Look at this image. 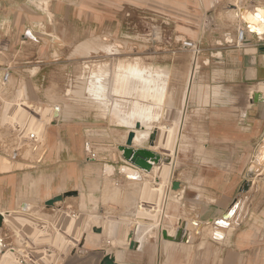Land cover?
<instances>
[{
    "label": "crops",
    "instance_id": "crops-1",
    "mask_svg": "<svg viewBox=\"0 0 264 264\" xmlns=\"http://www.w3.org/2000/svg\"><path fill=\"white\" fill-rule=\"evenodd\" d=\"M33 1L35 4L32 3ZM44 1L49 3L47 9L52 13V17L44 11L41 5ZM57 2H64L66 8L70 7L69 0H0V81L2 82H0V157L5 154L2 147L4 101L15 103L20 98L35 105L61 106L58 100L61 97L62 78L66 80L67 70H13L14 58L3 62L5 58L8 59L10 53L14 52L11 43L15 41L19 27L24 26L28 31L27 37L29 33H33L37 41L29 38L31 41L41 43V38H38L35 30L31 29V24L28 23L27 7L30 4L36 5L49 22L65 21L68 15H61L55 10ZM121 3L123 1L117 0L115 9L121 6ZM128 3L131 11L127 13L124 23L125 37L131 39L137 27H140V33L149 30L148 16H152L156 24L160 23V33L165 38L164 45L169 48L176 45V49L179 50L177 43L181 39L183 43L193 42L198 49L197 55L195 50L191 49V70L187 69L188 61L185 58L178 61L177 65L164 66L166 61L163 54H169L168 57L173 56L175 47L171 49L167 47L166 51H162V69L156 70L167 74L165 97L161 105L162 119L174 123L182 116L188 118V125L184 130L188 139L187 148L183 151L177 150L169 173L172 176L168 175L165 183L167 203L172 205L173 210L165 215L161 223L167 222L168 227H165L167 231H169L167 228L173 225L174 233L184 221L197 220L204 224L202 229L205 231L201 229V234H205L198 235L195 243L175 244L191 246V264H264V164L257 165L264 144V36L260 38L256 34L248 33L249 30L244 22L237 17L240 10L251 12L256 8L264 10V0H172L168 3L170 4L168 8L172 11L191 12V27H188L186 32H177L176 22L169 16L157 12L149 15L147 10L141 8L147 7L146 0H138V4L131 1ZM97 17L99 18L93 14L91 19L93 24L96 23L98 26ZM93 24L91 30L94 28ZM41 26L43 27L40 33L43 36L57 39L63 44L67 42L60 34L48 33L46 27L44 28L43 24ZM76 28L74 43L78 44L84 41L82 18L76 24ZM243 28L246 32L244 40L240 42L238 34ZM143 35L147 37L148 34ZM13 56L14 54H11V57ZM246 56L252 57L251 62L254 65L250 68L246 67ZM200 60H203L202 65ZM192 70H198L194 86L189 83V74ZM171 75L178 77L176 81ZM5 76H8L7 80ZM10 77H13V80L8 83ZM4 81L8 83L6 88L3 87ZM256 94L262 95L261 101H255ZM61 115L56 121L52 118V124L47 129L45 154L37 166L0 174V214H9L21 208L22 204L33 205L36 201L42 200L45 202L66 192L51 196L55 185L50 177L52 173L62 171L65 165L64 155L69 154L67 149L69 144L66 139L72 137L71 132H64L65 126ZM83 130V123L75 128L76 134L83 133ZM75 138L78 136L76 135ZM37 144L34 147H40V144ZM16 152L17 149L15 154ZM51 159H56L57 162L49 163ZM12 161L19 163L13 159ZM122 164L129 166L124 162ZM255 165L257 169L250 175ZM64 177H67V173ZM33 181L41 182L40 189L43 195L39 200L31 195ZM130 181L132 180L125 177L126 183L134 182ZM173 182H179L181 190L173 191L171 189ZM48 183L51 189L49 195H46ZM245 184H249L247 193L242 191ZM78 198L80 199V194ZM236 201L240 207L246 201L244 204L246 209L242 212L240 209L237 210L234 220L238 216L239 220L224 231L226 238L221 242L215 241L212 238V231L216 228L215 222L223 219L224 214L230 211ZM22 214L26 215L24 212ZM169 215L173 216L171 223L168 221ZM192 233L196 234L193 231ZM4 234V230L0 228V237H4ZM59 235L67 234L60 229ZM65 240L60 239L59 248L49 252L46 260L48 262L45 264H100L104 256L110 254L104 249L95 247L97 240L88 245L86 237L82 247L83 254L76 252L73 255L74 248L68 254ZM5 241L8 243L6 239ZM35 250L36 244L33 238L28 237L24 243H20L10 236L9 243L5 246L6 252L0 256V264H3V261L4 264H15L17 261L20 264L27 262L35 264L36 257L32 253Z\"/></svg>",
    "mask_w": 264,
    "mask_h": 264
},
{
    "label": "rangeland",
    "instance_id": "rangeland-1",
    "mask_svg": "<svg viewBox=\"0 0 264 264\" xmlns=\"http://www.w3.org/2000/svg\"><path fill=\"white\" fill-rule=\"evenodd\" d=\"M116 1L117 0H69V8L65 7L64 2H57L55 10L61 15L67 14L68 18H66L65 21L58 20L53 23L49 22L46 15L43 14L36 5L30 4V6L27 7L29 11L27 20L28 23L31 24V29L35 30L38 38H41V43L38 44L31 41L27 37L28 31L25 30L24 26H21L19 27L15 41L11 43L14 52L8 55V59L5 58L3 60V62H6L11 61L9 60L10 58H14L12 60L15 61L12 64L13 70H67L66 80L62 78L61 97L58 101L62 110L61 119L65 126L64 132H71L72 137L66 139L67 144H69V147H67L69 154L64 155L63 162L65 165L62 171L60 173L56 172L57 174L52 173L50 177L52 183L55 185L51 196L58 195L63 191L70 192L76 190L80 194V199L78 200L79 204L76 200V205H73L71 201L74 199L68 198L67 202L69 204L48 208L45 206L44 200L36 201L33 205L28 204L32 208L30 211L31 216L25 215L27 217H24L22 214L23 211L21 208H18L10 216L12 218L5 224L4 228H2L5 233V237L2 236V239L5 243V239L9 243L10 236L17 239L20 243H24L28 237L33 238L36 244V250L32 252L36 257L35 264L47 263V255L51 250L59 248L60 239H66L67 253L69 254L72 248L75 250L80 249V244L85 237L88 245H91L94 240L96 241L97 233L93 232L94 226L103 227L106 222L112 223L116 221L123 224V231H128L129 228V231L134 230L133 232H136L141 226L152 224L143 218L140 219L139 213H142L141 211L146 210L147 213L145 214L151 219L156 217V211L158 210H160V215L163 214L166 200L163 194L164 190L166 191L167 188L165 187V180H167V178L164 179L162 177L156 180L151 178L149 180V184L154 185L152 188L153 191L160 189L158 199L157 196H154V198H152L153 200H151L148 199V197H150L149 195L148 197L144 196V198H140L142 196L138 188L140 184H126L125 176L117 171L119 167L123 165L118 146L122 144L120 140H124L127 129L130 130V125L126 122H119L120 118L115 111L111 110L110 102L108 106L105 104L92 106L86 98H78L67 93L69 89L76 90L77 92L83 90L84 96L89 97L92 91H96L95 85L101 83L103 79H109L110 81L112 78L123 79L125 77L129 83H132L133 79L138 76V70H146L143 68V65L155 69L156 67L160 70L162 69V51H166V48H169V46L164 45L165 38L163 35L161 39L159 38L160 36L158 33H160L161 30L160 23L156 24L154 22L155 18L148 16V23L150 26H148L147 29L149 30L145 32L143 30V32L140 33V27H137V31L135 30L136 32L131 35L132 38L129 39L125 37L124 24L127 13L131 11L128 7V2L131 1L134 4H138V0H120L123 1V3H121L122 5L115 9ZM146 1L147 7L141 8L147 10L148 12H146L149 13V15H154L157 12L158 14H163L172 18L176 22L175 28L177 32H186V29L191 27V12L172 11L168 8L170 5L168 3L172 0ZM46 2L47 1L41 2V5L44 11L52 17V13L47 9L49 3ZM93 14L99 16V18L97 17L99 19L98 26L96 23L93 24L91 19ZM81 18L84 23V41L77 44L74 43L77 33L76 24ZM41 24L44 25V28L46 27V32H51L54 35L60 34L68 43L65 42L63 44L57 39L43 36L40 33L43 27ZM92 24L94 25L93 30L90 28ZM163 31L165 32V29H163ZM166 32H168V30H166ZM144 33L148 34L147 37L143 35ZM170 33L172 34L171 31ZM179 40L180 42H178L177 45L180 49L182 48V50L179 48V50H177L176 45H173L172 47L170 46L176 49L173 56L171 55L168 57L169 54H163L164 60L166 61L164 63L165 67H171L172 64L177 65V62L182 61L183 58L188 61L187 65L190 67L191 50L189 49L185 52L187 49L183 48V40ZM88 46L93 47L91 52H87L84 49V47ZM98 46L102 47L100 48ZM107 51L111 53H107ZM11 54H14V56L11 57ZM157 61L160 64L157 63ZM200 61L202 65L203 60ZM190 69L191 68L188 70ZM166 70L168 69L166 68ZM83 76L85 77L83 78ZM12 80L13 77H10L8 83ZM8 83L4 81L3 87L6 88ZM85 101H87V103ZM52 106L54 105H35L28 100L20 98L15 103L4 102L2 109L4 135L2 147L5 154L2 157L10 159L12 164L28 165L30 163L31 166L38 165L39 159L42 157L43 152H45L43 149L46 148L47 135L45 134L42 143H38L43 145L41 148L34 147V145L37 144L39 136L36 127L39 126L41 129H48L51 126L52 123L50 121L53 117L49 111ZM158 116L157 120H155V125H174V123L166 122L162 119V112ZM81 123H83L84 126L83 133L76 134L75 128L81 125ZM31 134H37L36 142L30 138ZM76 135L78 138H75ZM118 142H120V144ZM143 147L151 148L149 140ZM39 148L40 151L38 150ZM16 149L17 152L15 154ZM154 149L159 151L158 153H170V151L163 147H155ZM92 153L95 154V158H92ZM2 157H0V159ZM12 159L19 163H15ZM53 162H57V160L51 159L49 161V163ZM113 164L116 167V172L113 176H110L111 179L104 174V166ZM3 168L4 167L0 164V171L3 172L18 169L13 167L11 169ZM113 170L114 169L109 168L108 173H113ZM122 172L130 175L136 173L134 169L129 167ZM65 173H67V177H64ZM64 178L67 180H63ZM105 179L107 181H105ZM108 180L111 182V186L118 183L124 189L123 193L118 196L117 201L106 200L103 197L104 191L106 190L103 185H106ZM46 195L49 194L47 193ZM155 199L158 201H155ZM80 204L83 208L80 207ZM64 206H66V208ZM68 210L70 211L68 212ZM80 214H82V216H80ZM13 216H15V218ZM21 216L24 218H21ZM91 216H93V219ZM17 217H19V219ZM85 219L87 220L85 221ZM89 223L90 225L87 226ZM166 224L167 222L165 221L164 224L160 222V225L153 226L155 228H153L151 240L144 245L142 250H130L129 246L127 248L122 247L123 249L121 248L120 250L123 251L126 256L124 263L141 262L143 264H159L158 255L156 253V250L159 248L160 264H191V246L170 245L163 240L161 234V228L163 226L161 225ZM131 225L132 227H130ZM170 227L171 228H167L169 231L173 229V225H170ZM60 229L66 232L67 235H59ZM138 235L144 240L145 235L141 233H138ZM104 238L107 239L104 235V237L102 236L100 238L99 242L96 241L95 247L104 249L106 252L112 251L110 245ZM15 264L20 263L17 261ZM26 264L33 263L27 262Z\"/></svg>",
    "mask_w": 264,
    "mask_h": 264
},
{
    "label": "bare ground",
    "instance_id": "bare-ground-1",
    "mask_svg": "<svg viewBox=\"0 0 264 264\" xmlns=\"http://www.w3.org/2000/svg\"><path fill=\"white\" fill-rule=\"evenodd\" d=\"M33 4H35V1L32 2ZM254 13V11H253ZM246 20L256 26L254 28V31H258V32H262V30L264 29V11H261L260 14L258 16H248L245 15ZM231 20V19H230ZM244 29V28H243ZM250 33V32H248ZM28 38H30L31 40H36L34 38L33 33H29L28 34ZM35 42V41H34ZM98 47H102V46H98ZM97 48V47H96ZM110 48V47H109ZM112 48V47H111ZM84 49L87 52H91L93 47L88 46V47H84ZM99 49V48H98ZM106 49V48H105ZM110 51H107V53H109ZM111 53V52H110ZM199 63V62H198ZM204 64V63H203ZM190 65V64H189ZM193 67V65H192ZM143 68H145L146 70H138V76H136L132 83H129V81L124 77L123 79H115L112 78V80L109 81V79H103V81L96 86V91H92L89 97H85L83 90H81L80 92H77L76 90H68L67 93L69 95H74L75 97L78 98H86L87 101L92 105V106H98V105H109V102L111 103V110L115 111L117 113V116L120 118L119 122L121 123H128V125H130V130L132 131L134 130L136 132V138L134 141V146L135 147H143V145L152 137L153 134V130L158 129V138L157 141L155 143L154 147H151L150 149L155 151V152H159L156 149H154L155 147L157 148H166L168 151H170L169 154H164L161 153L162 156V161L158 164L155 165L153 168V171L151 174H147L145 172L142 171H138L135 170L136 172H139L141 174L142 179L140 181H136V180H132L137 184H140L138 186V188L140 189L141 192V197L140 198H144V196L148 195L150 197H148V199L153 200L152 198H154V196H157L158 199V195H159V191L160 189H156V191H153L152 188L154 187L153 184H149V178L150 177H154V179H158V178H164L166 179L170 173V169L173 165V159L174 156L177 152V150L183 151L187 145V135L186 133H184L185 128L188 125V118L187 116L185 117H180L178 122H174V125H155V120H157V117H159L158 115L161 114L162 112V108L161 105L163 104V100L165 97V88L167 86L166 84V75L165 73H163L162 71H156V70H160V69H155L153 67L147 66V65H143ZM191 68L187 67V69ZM195 68V67H194ZM149 69V70H147ZM197 69V68H196ZM191 70V69H190ZM169 71V70H168ZM179 71H184V70H179ZM234 72V71H233ZM171 73V72H170ZM183 74V72H181ZM188 73V72H185ZM174 74V73H173ZM198 70H192L190 71L189 74V83H191V85L194 86V83L196 81V77L198 76ZM186 75V74H184ZM172 76V75H171ZM175 76V74H174ZM200 76V75H199ZM173 77V76H172ZM171 77V78H172ZM182 77V76H180ZM176 81V78L178 77H173ZM168 79V78H167ZM188 80V79H186ZM1 82V81H0ZM178 82V81H177ZM2 83V82H1ZM12 85V84H11ZM185 85V83H184ZM186 86V85H185ZM167 90V89H166ZM174 90V89H173ZM189 91V90H187ZM195 91V90H194ZM185 92V91H184ZM1 94V93H0ZM185 95V94H184ZM51 96V95H50ZM54 96V95H53ZM193 96V95H192ZM196 96V95H195ZM197 97V96H196ZM51 98V97H50ZM187 98V97H186ZM185 98V103L186 99ZM193 98V97H192ZM87 101H85L87 103ZM3 102V101H2ZM5 102V101H4ZM171 103V102H170ZM55 104V103H54ZM52 105V104H51ZM169 105V104H168ZM48 106V105H47ZM56 107L57 106H52L50 108L51 112V116L54 118V114L56 112ZM59 107L60 113H59V117L61 115V107ZM183 107V106H182ZM189 108V107H188ZM190 109V108H189ZM65 110V109H64ZM71 110V109H70ZM73 110V109H72ZM174 110V109H173ZM184 110V109H183ZM182 110V111H183ZM189 111V110H188ZM64 112V111H63ZM18 113V112H17ZM67 113V112H66ZM163 113V112H162ZM70 114V113H69ZM67 115V114H66ZM181 115V114H180ZM183 115V114H182ZM72 116V115H71ZM67 117V116H66ZM73 117V116H72ZM75 117V115H74ZM52 121V119H51ZM50 121V122H51ZM137 123H140L141 126H143L142 130H136L135 127L137 125ZM1 124V123H0ZM1 126V125H0ZM48 126V125H47ZM46 126V127H47ZM36 131L38 136V140L37 143H42V141L45 138V134L47 135V129H41L38 127H36ZM128 131V133H129ZM128 133L126 134L124 140H120L122 144L125 143V141L127 140L128 137ZM37 134H34L36 139H37ZM32 135V134H31ZM31 137V136H30ZM119 141V140H117ZM120 144V142H118ZM118 145V144H116ZM43 145H40V148ZM40 148L38 149L40 151ZM44 150V149H43ZM43 158V157H42ZM115 159V158H114ZM175 163V162H174ZM0 164L2 165V167L6 168V169H11L13 168H28V166H31L30 163L27 165H21V164H12L10 159H7L5 157H2L0 159ZM32 167V166H31ZM3 168V169H4ZM260 169V168H259ZM108 171V169H107ZM258 171V170H257ZM38 173V172H37ZM139 173H135L134 175H130V174H124V176L126 177V179H128V176H135L136 174ZM254 174V173H253ZM108 178H111L110 176H108V174H105ZM170 177L172 175H169ZM106 177V178H107ZM123 177V176H122ZM169 177V178H170ZM252 177V176H251ZM249 178V177H248ZM112 179V178H111ZM124 179V178H123ZM104 180V179H103ZM102 180V181H103ZM122 180V179H121ZM129 180V179H128ZM249 180V179H248ZM105 181H107L105 179ZM118 181V180H115ZM130 181V182H132ZM166 181V180H165ZM164 181V182H165ZM247 181V180H246ZM250 181V180H249ZM129 182V181H128ZM133 182V183H134ZM248 182V181H247ZM103 183V182H102ZM111 182L106 183V185L102 184L103 186H105V191H104V198L106 200H112V201H117L118 196H120L124 189L122 186H120V184L115 183V185L113 184V186H111L110 184ZM120 183V182H119ZM126 183V182H125ZM134 183V184H135ZM169 183V182H168ZM40 181H33L31 184V195L34 196L36 199H41V196L43 195L42 190L40 189ZM122 184V183H121ZM127 184V183H126ZM125 184V185H126ZM163 184V183H162ZM251 184V183H250ZM92 186V184H91ZM127 186V185H126ZM159 187V186H158ZM50 186L49 183L46 185V191L49 194L50 193ZM97 189V188H96ZM126 189V188H125ZM170 190V189H169ZM181 190V189H180ZM68 192V191H67ZM204 192V190H203ZM181 193V192H180ZM179 193V195H180ZM247 193V192H246ZM135 195V194H134ZM139 195V194H138ZM161 195V192H160ZM165 195V206L163 209V214L160 215V210L156 211V217H154L153 219L149 218L147 216V211H141L142 213H139L140 215V219H145L147 221H149L150 223H152L151 225H147V226H141L140 228H138V230L136 232H134V237L133 239L136 242V249L138 250H142L144 248V245L146 243H148L151 240V235L153 234V226H157L158 224L160 225V222H162L164 220L165 215H167V213L169 211L173 210L172 205L168 202L167 203V192L164 190V194ZM181 196V195H180ZM200 196V195H199ZM137 197V196H136ZM44 198V197H43ZM139 198V197H137ZM19 199V198H18ZM79 199V198H78ZM77 198L72 202L73 205H76V200H78ZM157 199H155V201H158ZM246 199V198H245ZM189 200V199H188ZM140 201V200H139ZM46 202V201H45ZM67 199L64 200L63 202H59L57 203L55 207L66 204ZM127 202V201H126ZM143 202V201H141ZM69 204V203H67ZM125 204V203H124ZM128 204V203H127ZM242 204V203H241ZM138 205V204H137ZM17 206V205H16ZM246 206V205H245ZM19 207V206H18ZM66 208V206H64ZM80 207H82V205L80 204ZM107 207V205H106ZM53 208V207H52ZM150 208V207H149ZM232 208V207H231ZM240 208V207H239ZM151 209V208H150ZM244 209V208H243ZM246 209V208H245ZM244 209V210H245ZM105 210V209H104ZM142 210V209H141ZM177 210V209H176ZM70 210H68L69 212ZM79 211V210H78ZM140 211V210H139ZM30 212V211H29ZM24 212V214L28 215L31 214V212ZM178 212V211H177ZM239 212V211H238ZM7 213V212H6ZM102 213V212H101ZM107 213V212H106ZM13 214V212H9V214H5L3 213L4 216V225L7 224V222L12 218L10 217ZM78 214V213H77ZM104 214V213H103ZM223 214V213H222ZM241 214V213H240ZM16 215V214H15ZM22 215V214H21ZM108 215V214H107ZM29 216V215H28ZM31 216V215H30ZM33 216V215H32ZM36 216V215H35ZM80 216H82V214H80ZM105 216V215H104ZM170 216V215H169ZM241 216V215H240ZM15 218V216H13ZM23 216H21L22 218ZM24 217H27L24 215ZM23 217V218H24ZM73 217V216H72ZM93 216H91L92 218ZM107 217V216H105ZM109 217V216H108ZM138 217V216H137ZM172 217H169V222L171 223L172 221ZM236 217V216H235ZM19 219V217H17ZM34 218V217H31ZM88 218V217H87ZM96 218V217H95ZM79 219V218H77ZM93 219V218H92ZM102 219V218H101ZM108 219V218H107ZM105 219V220H107ZM174 219V218H173ZM176 219V218H175ZM33 220V219H32ZM80 220V219H79ZM83 220V219H82ZM87 219H85L86 221ZM92 221V220H91ZM95 221V220H93ZM109 221V220H108ZM140 221V220H139ZM138 221V222H139ZM113 221L112 223H104L102 228V233L101 234H96L97 236V242L100 241V238L104 235L107 237V239H105L107 241V243L110 245L112 251H108V253L115 255L116 260L118 263L121 264H125V259L126 256L124 254L123 251H121L120 249L122 247L127 248L130 244L129 241V228L128 231H123L122 228V223L121 222H116ZM215 222V221H214ZM15 223V222H14ZM78 223V222H77ZM82 223V222H81ZM93 223V222H91ZM175 223V222H174ZM74 224V223H73ZM99 224V223H98ZM102 224V223H101ZM129 224V223H128ZM131 224V223H130ZM138 224V223H137ZM236 224V223H235ZM90 223L87 225L89 226ZM127 225V224H126ZM134 225V224H133ZM208 225V224H207ZM163 226L161 228L162 230H166L165 227L168 225H161ZM124 227V226H123ZM129 227V226H127ZM132 227V225L130 226ZM159 227V226H158ZM207 227V226H206ZM4 228V226H3ZM74 228V226H73ZM92 228V227H91ZM94 228H98L96 226H94ZM89 229V228H88ZM134 229V228H133ZM209 229V227H208ZM206 229V230H208ZM228 229V228H227ZM232 229V228H231ZM203 231H205L204 229H202ZM134 231V230H133ZM226 231V229H225ZM170 236H174V230L168 231ZM209 232V231H208ZM207 232V233H208ZM213 232V231H212ZM210 232V233H212ZM3 233V232H2ZM138 233H141L142 235H145L144 240L141 239L140 235H138ZM159 233V232H158ZM203 233V232H202ZM227 233V232H226ZM205 234V233H203ZM201 234V235H203ZM141 235V236H142ZM212 236V234L210 235ZM159 237V236H158ZM83 238V237H82ZM226 238V237H225ZM103 239V240H104ZM158 239V238H157ZM0 240L2 242V244H5V242L2 239V236L0 237ZM164 242V241H163ZM106 243V242H105ZM165 243L168 244H178V243H172L169 241H166ZM107 244V245H108ZM154 245V244H153ZM166 245V244H165ZM123 249V248H122ZM152 250V249H151ZM154 250V249H153ZM187 250V249H186ZM130 251V250H128ZM6 252V251H5ZM138 252V251H136ZM143 253V252H142ZM156 253L158 255V260H159V264H160V249L158 248L156 250ZM139 254V253H137ZM1 256V255H0ZM141 257V256H139ZM141 259V258H140ZM166 264V263H165Z\"/></svg>",
    "mask_w": 264,
    "mask_h": 264
},
{
    "label": "water",
    "instance_id": "water-1",
    "mask_svg": "<svg viewBox=\"0 0 264 264\" xmlns=\"http://www.w3.org/2000/svg\"><path fill=\"white\" fill-rule=\"evenodd\" d=\"M261 11H264L261 8H256L254 10V13L248 10H240L237 13V17L240 18L241 21L244 22L245 26L248 28L250 33L256 34L257 36H259L260 38L264 36V29L262 30V32H258V31H254V28L256 26L250 24L247 20L245 15L248 16H258L260 14ZM264 22V21H263ZM251 56H246V67L250 68L251 65H254L251 62ZM249 70V69H248ZM255 101H261L262 100V95L261 94H256V96L254 97ZM59 107H56V112L54 114V121H56L59 118ZM54 124L56 122H53ZM136 130H141L143 129V126H141L140 123H137ZM136 138V132L134 130L130 131L127 137V140L125 141L124 144H121L118 146V150L121 154L122 160L124 163L128 164L127 165H121L119 167V169L117 170L120 174L124 175V173L122 172L123 170L125 171V169H127V167L131 168V169H135L138 171H142L145 172L147 174H151L153 171V168L155 165H158L161 161H162V156L160 153L155 152L153 150H151L150 148L147 147H135L134 146V141ZM158 138V131L155 130L153 131L152 137L149 139V144L151 147L155 146V143L157 141ZM45 154V152H43V155ZM42 157L40 159H42ZM39 159L38 162H40L41 160ZM264 164V144L261 150V156L258 160V164L257 165H263ZM257 165L253 166L251 169V173L254 172L257 169ZM28 168H31V166H28ZM112 168L114 169L113 173H108V171L106 172V169ZM25 169L24 167L15 169V170H10L9 172H3L0 171V174H7V173H11L13 171H20ZM116 172V167L113 165H105L104 166V174H109V176H113ZM139 173V172H136ZM129 180H136V181H140L142 179L141 174H136L135 176H128ZM181 185L179 182H173L171 189L173 191H178L180 190ZM249 190V184H245L243 187V192H246ZM79 196V193L77 191H70V192H65L59 196H56L48 201L45 202V206L48 208L54 207L57 203L59 202H63L64 200L68 199V198H77ZM246 201H244V203L241 205L238 203V201H236L232 208L230 209V211H228L226 214H224L223 219H220L218 221L215 222V229L213 231V236L212 238L215 241H223L225 238V229L235 225V223H237V221L239 220V216L238 218H236L234 220V216L236 215V212L238 209H240V212H242L243 208H244V204ZM240 207V208H239ZM21 210L23 212H29L32 210L31 206L28 204H22L21 206ZM4 226V216L2 214H0V228H3ZM204 226L203 223L198 222L197 220H189V221H184L181 223L180 227L177 228L174 236H170L167 230H162L161 234H162V238L164 241H169L172 243H178V244H193L197 241V236L201 234V229ZM192 231L194 233H196L195 235L192 233ZM93 232L97 233V234H101L102 233V229L101 228H93ZM5 237V236H4ZM134 237V232L130 231L129 234V249L130 250H135L136 249V242L133 239ZM6 244H8L7 242L5 244H2L1 240H0V255L5 253V246ZM85 244V238L83 239V241L80 244V249L79 250H75L74 252H72V254L74 255L76 252L79 254H83L84 251L82 250V247ZM100 264H121L118 263L116 260L115 255L113 254H106L104 256V258L102 259Z\"/></svg>",
    "mask_w": 264,
    "mask_h": 264
},
{
    "label": "built area",
    "instance_id": "built-area-1",
    "mask_svg": "<svg viewBox=\"0 0 264 264\" xmlns=\"http://www.w3.org/2000/svg\"><path fill=\"white\" fill-rule=\"evenodd\" d=\"M248 29V28H247ZM246 30L245 29H242L239 31V34H238V38H239V41H243L244 40V34H245ZM157 34V33H156ZM158 35L160 36L159 38L161 39L163 36H162V33H158ZM156 40V39H155ZM183 48L187 49V50H195V54L197 55L198 54V49H197V45H195L193 42H189V41H186L183 43ZM8 76H5V80H7ZM32 140H35L36 137L34 134L31 135L30 137ZM92 158H95V154L92 153Z\"/></svg>",
    "mask_w": 264,
    "mask_h": 264
}]
</instances>
